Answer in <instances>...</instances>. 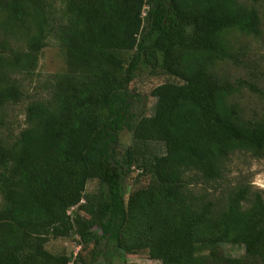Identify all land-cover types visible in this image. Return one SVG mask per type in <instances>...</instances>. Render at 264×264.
<instances>
[{
    "label": "trees",
    "instance_id": "obj_1",
    "mask_svg": "<svg viewBox=\"0 0 264 264\" xmlns=\"http://www.w3.org/2000/svg\"><path fill=\"white\" fill-rule=\"evenodd\" d=\"M262 2L0 0V264H71L46 244L72 235L91 245L81 264L143 250L161 264H264L263 190L228 178L236 155L264 157V92L226 74L264 36ZM50 40L64 69L30 92ZM142 71L164 79L136 116Z\"/></svg>",
    "mask_w": 264,
    "mask_h": 264
},
{
    "label": "rangeland",
    "instance_id": "obj_2",
    "mask_svg": "<svg viewBox=\"0 0 264 264\" xmlns=\"http://www.w3.org/2000/svg\"><path fill=\"white\" fill-rule=\"evenodd\" d=\"M264 3V2H262ZM264 12V6L262 7ZM264 17V16H263ZM243 55L239 58L241 63L239 65H229L227 76L232 82H236L238 79L245 80L246 83L253 82L257 84L258 88L264 92V36L256 39L252 38L245 44ZM64 59L60 52L59 46L55 40H50L47 47H45L41 53L39 66L37 71L30 77V81L27 79L25 82L29 83L28 88L30 92L34 90L42 92L43 82L53 73L62 71L64 69ZM225 73V72H223ZM163 76H150L147 71L139 72V75L129 85V89H136L139 93V100H134L132 106V112L138 115H151L154 110L155 99L150 96V89L162 82ZM246 84H244L243 90H245ZM253 105L256 106L257 110L264 111V96H261L253 101ZM23 114L19 111L15 118L12 120V125L19 127L22 124ZM132 137L131 132L127 129H123L119 133L117 150L120 153L131 143ZM232 172L228 175L230 181H236L239 177L240 171L245 173L254 188L263 190L264 195V157L263 158H252L248 155L239 154L233 157V163L231 165ZM138 171L135 170L130 175L124 177V187L126 193L133 187L135 178L137 177ZM140 180H143L140 177ZM94 183L88 185V190H92ZM78 238L75 235L70 237L52 238L46 244L47 250L52 253H65L72 255L71 264H81L80 262L75 263V256L80 253L82 258L89 260L91 258V245L87 248H82L78 243ZM223 251L226 255L233 257H242L244 249L241 245L223 244ZM124 261L139 263V264H161L159 261L150 260L147 255V251L143 250L135 254H124V256L116 255L111 260L110 264H123ZM94 264H108V261L99 256Z\"/></svg>",
    "mask_w": 264,
    "mask_h": 264
}]
</instances>
